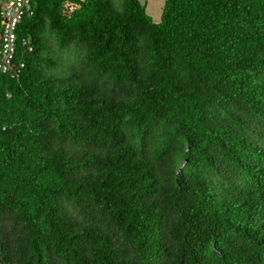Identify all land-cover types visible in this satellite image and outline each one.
I'll use <instances>...</instances> for the list:
<instances>
[{"label":"trees","instance_id":"16d2710c","mask_svg":"<svg viewBox=\"0 0 264 264\" xmlns=\"http://www.w3.org/2000/svg\"><path fill=\"white\" fill-rule=\"evenodd\" d=\"M0 73V264H264V0H34Z\"/></svg>","mask_w":264,"mask_h":264},{"label":"built area","instance_id":"2783aa9c","mask_svg":"<svg viewBox=\"0 0 264 264\" xmlns=\"http://www.w3.org/2000/svg\"><path fill=\"white\" fill-rule=\"evenodd\" d=\"M34 14V0H0V73L16 76L23 63H17L20 46L33 49L30 38L20 40L19 27Z\"/></svg>","mask_w":264,"mask_h":264},{"label":"rangeland","instance_id":"374dc122","mask_svg":"<svg viewBox=\"0 0 264 264\" xmlns=\"http://www.w3.org/2000/svg\"><path fill=\"white\" fill-rule=\"evenodd\" d=\"M142 3H148V11L151 15L160 14L163 12L165 0H140Z\"/></svg>","mask_w":264,"mask_h":264},{"label":"crops","instance_id":"0c3cea01","mask_svg":"<svg viewBox=\"0 0 264 264\" xmlns=\"http://www.w3.org/2000/svg\"><path fill=\"white\" fill-rule=\"evenodd\" d=\"M146 5H147V11H148V3ZM148 14L151 16L154 22L159 23L161 21L162 12L160 14L151 15L148 11Z\"/></svg>","mask_w":264,"mask_h":264}]
</instances>
